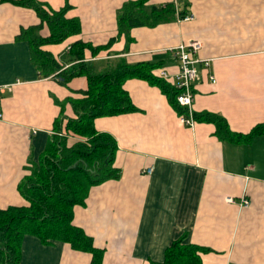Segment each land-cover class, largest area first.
<instances>
[{
  "label": "crops",
  "instance_id": "obj_1",
  "mask_svg": "<svg viewBox=\"0 0 264 264\" xmlns=\"http://www.w3.org/2000/svg\"><path fill=\"white\" fill-rule=\"evenodd\" d=\"M39 1L56 10L67 4L66 16L80 21L79 34L42 46L67 67L72 42L98 46L117 38V12L135 0ZM167 3L174 6L172 20L133 27L130 39L121 35L96 56L86 50L85 59L123 57L175 75L173 49L198 40L191 111L219 114L238 134L264 123V0H146L144 5L149 11ZM179 13L192 19L181 20ZM38 23L33 9L0 0V85L11 86L0 99V209L25 203L17 186L29 158L37 160L61 112L75 116L71 100L87 87L84 76L66 85L56 76H39L29 43L17 38L22 28ZM123 88L134 109L94 119L96 130L116 142L113 166L120 175L91 186L84 204L73 208L72 222L91 237L100 264L160 262L181 237L204 248L202 264H264V134L247 142L221 140L213 123L194 118L192 125L184 123L166 95L146 80L128 78ZM242 197L249 201L245 207ZM91 261L92 253L68 243L44 244L34 235L21 241L19 264Z\"/></svg>",
  "mask_w": 264,
  "mask_h": 264
},
{
  "label": "trees",
  "instance_id": "obj_2",
  "mask_svg": "<svg viewBox=\"0 0 264 264\" xmlns=\"http://www.w3.org/2000/svg\"><path fill=\"white\" fill-rule=\"evenodd\" d=\"M10 1L33 9L39 18L38 24L22 28L17 36L29 43L31 60L39 76H56L63 85L74 77L84 76L87 87L81 91L80 98L71 100L75 116L66 117L61 112L54 121V133L37 160L29 158L25 167L27 173L17 186L25 203L0 209L2 264H19L24 235H34L44 244L68 243L75 250L92 253L91 264H100L101 253L93 246L91 237L72 222L74 206L84 204L91 186L120 175L113 166L116 142L108 133L96 130L94 119L134 109L123 88L128 78L143 79L157 86L180 115H187V109L177 103V89L158 75L161 68H155L153 63L131 64L123 57L94 62L85 59V51L90 50L91 55L96 56L99 51L110 48L121 35L130 39L129 31L133 27H153L172 20L174 6L167 3L148 11L144 5L146 0L125 2L117 12V38L112 37L108 43L98 46L81 39L72 42L67 51L72 64L63 67L42 46L61 43L81 32L79 19L66 16L70 6L66 4L56 10L39 0ZM184 15L179 13V18ZM43 28H46L44 35L41 34ZM192 117L213 123L221 140L247 142L264 134V123L256 125L247 134H238L229 129L227 121L219 114L192 112ZM69 136L74 139L70 140ZM203 250L195 244L185 243L181 237L167 247L162 261L151 264H202L199 252Z\"/></svg>",
  "mask_w": 264,
  "mask_h": 264
},
{
  "label": "built area",
  "instance_id": "obj_3",
  "mask_svg": "<svg viewBox=\"0 0 264 264\" xmlns=\"http://www.w3.org/2000/svg\"><path fill=\"white\" fill-rule=\"evenodd\" d=\"M181 20L187 21L192 19V15L186 14L180 18ZM201 48V43L198 40H190L187 42L180 43L173 50L175 56L178 59V71L175 75H171L164 69H160L158 75L168 81H171V84L177 89L176 101L179 105L187 109V115H181V120L189 125H192L194 120L192 117L191 106L194 99V81L197 78V69L196 63L200 61L197 58L196 54ZM205 66H208V62H204ZM211 80L215 82L214 77L210 76ZM10 89L9 85H0V99L1 95L4 92V89ZM2 118V112L0 110V119ZM150 169H147L149 172ZM226 201L233 202L231 197H227ZM249 204L248 199L245 197L241 198L240 205L247 206Z\"/></svg>",
  "mask_w": 264,
  "mask_h": 264
},
{
  "label": "rangeland",
  "instance_id": "obj_4",
  "mask_svg": "<svg viewBox=\"0 0 264 264\" xmlns=\"http://www.w3.org/2000/svg\"><path fill=\"white\" fill-rule=\"evenodd\" d=\"M2 262H3V255L0 252V263L2 264Z\"/></svg>",
  "mask_w": 264,
  "mask_h": 264
}]
</instances>
